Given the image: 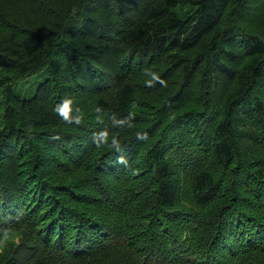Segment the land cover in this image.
<instances>
[{
  "label": "trees",
  "instance_id": "16d2710c",
  "mask_svg": "<svg viewBox=\"0 0 264 264\" xmlns=\"http://www.w3.org/2000/svg\"><path fill=\"white\" fill-rule=\"evenodd\" d=\"M0 95V264H264V0H0Z\"/></svg>",
  "mask_w": 264,
  "mask_h": 264
},
{
  "label": "rangeland",
  "instance_id": "374dc122",
  "mask_svg": "<svg viewBox=\"0 0 264 264\" xmlns=\"http://www.w3.org/2000/svg\"><path fill=\"white\" fill-rule=\"evenodd\" d=\"M45 79V70L26 78L14 87L23 97H30L35 93L37 86ZM1 98V95H0Z\"/></svg>",
  "mask_w": 264,
  "mask_h": 264
}]
</instances>
